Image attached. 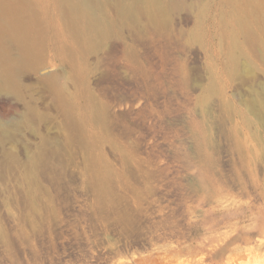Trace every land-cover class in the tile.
Returning a JSON list of instances; mask_svg holds the SVG:
<instances>
[{
	"label": "rangeland",
	"instance_id": "rangeland-1",
	"mask_svg": "<svg viewBox=\"0 0 264 264\" xmlns=\"http://www.w3.org/2000/svg\"><path fill=\"white\" fill-rule=\"evenodd\" d=\"M0 264H264V0H0Z\"/></svg>",
	"mask_w": 264,
	"mask_h": 264
}]
</instances>
